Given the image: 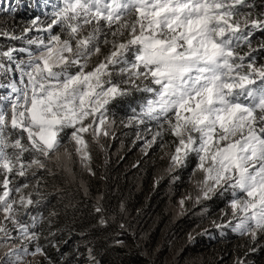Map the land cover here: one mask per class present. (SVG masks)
<instances>
[{
  "label": "snow or ice",
  "instance_id": "1",
  "mask_svg": "<svg viewBox=\"0 0 264 264\" xmlns=\"http://www.w3.org/2000/svg\"><path fill=\"white\" fill-rule=\"evenodd\" d=\"M53 7L47 28L37 30L60 26L66 39H28L39 46L35 54L27 48L0 52L8 62L17 51L29 53L27 62L15 64L19 83L0 82V233L9 221L24 239H37L30 231L36 218L32 225L17 218L34 203L22 191L28 185L13 186V177L45 168L44 160L63 145L65 129H72L81 161H89L85 134L108 136L110 105L132 90L149 94L132 119L154 121L159 129L147 147L168 132L175 145L171 165L194 156L204 174V198L229 188L242 194L230 203L238 222L216 226L253 238L264 232V65L257 66L251 47L264 19L252 17L250 0H58ZM101 44H110L108 54L88 70ZM243 46L249 51L241 54ZM12 70L0 63V80ZM37 253L39 247L31 254ZM12 256L21 259L10 250L0 264H15Z\"/></svg>",
  "mask_w": 264,
  "mask_h": 264
},
{
  "label": "clouds",
  "instance_id": "2",
  "mask_svg": "<svg viewBox=\"0 0 264 264\" xmlns=\"http://www.w3.org/2000/svg\"><path fill=\"white\" fill-rule=\"evenodd\" d=\"M57 3L58 0H3V9L7 10L0 11V52L27 48L35 54L39 46L28 44V39L45 43L52 35L66 39L67 33L60 26L51 32L37 30L47 28ZM250 3L254 6L252 17L264 19V0ZM37 17L38 24L33 28L32 20ZM12 20L19 24L12 26ZM25 28H33L27 41L3 42L2 33L15 35ZM108 39L112 40L111 35ZM262 46L264 30H254L251 47L257 49L252 53L257 66L264 65ZM109 49L110 44H101V52L91 58L88 70ZM248 51L247 46L240 49L241 54ZM14 56L13 62L0 57V63L13 69L0 82L19 83L20 72L15 64L27 62L29 53L17 51ZM148 95L132 90L110 105L109 135L94 140L90 133L85 134L89 161H81L71 140L72 129H65L63 145L44 160L45 168H32L25 177H13V186L28 185L22 191L34 203L28 214L19 209L17 218L28 225L36 218L30 231L37 234V239H24L16 225L3 221L7 232L0 233V257L14 250L21 257L19 261L11 257L15 264H264V232L257 230L253 238L233 227L216 226L229 220L233 226L238 222L230 203L242 194L234 196L229 188L210 192L204 198V174L196 170V158L191 157L180 167L171 165L175 145L170 133L164 132L151 147L146 146L145 142L159 130L156 122L137 123L132 117L133 110L138 111ZM148 171L154 172L149 194L137 202L144 188L139 181ZM85 208L94 212V229L83 218ZM75 213L80 222L75 221ZM89 238L96 244H89ZM149 240L155 246L147 248ZM37 247L42 254H31Z\"/></svg>",
  "mask_w": 264,
  "mask_h": 264
},
{
  "label": "trees",
  "instance_id": "3",
  "mask_svg": "<svg viewBox=\"0 0 264 264\" xmlns=\"http://www.w3.org/2000/svg\"><path fill=\"white\" fill-rule=\"evenodd\" d=\"M10 23L12 26H17L19 24L18 21H15V20H12ZM153 178H154V172H152V171H148L147 175L142 174V179H140L139 184L144 185V188L139 193L140 196L138 195L139 197L137 198V202L144 201L146 199L147 195L149 194L148 185L152 182ZM74 216H75V221L80 222L77 215H74ZM92 229H94V228H92ZM93 241H95V240H93L92 238L88 239L89 244L95 245L96 243H94ZM72 250L73 249H70V252Z\"/></svg>",
  "mask_w": 264,
  "mask_h": 264
},
{
  "label": "bare ground",
  "instance_id": "4",
  "mask_svg": "<svg viewBox=\"0 0 264 264\" xmlns=\"http://www.w3.org/2000/svg\"><path fill=\"white\" fill-rule=\"evenodd\" d=\"M10 9V8H9ZM4 10H7L4 9ZM82 204V198H80L76 204L78 208H80ZM76 215V213L74 214ZM83 218L85 219V222L91 226V228H95V218H94V212L90 208H85L83 211ZM95 234V233H94ZM47 241H50V239L47 238Z\"/></svg>",
  "mask_w": 264,
  "mask_h": 264
},
{
  "label": "rangeland",
  "instance_id": "5",
  "mask_svg": "<svg viewBox=\"0 0 264 264\" xmlns=\"http://www.w3.org/2000/svg\"><path fill=\"white\" fill-rule=\"evenodd\" d=\"M30 35H31V33L29 32L27 34V36H25L24 31L17 32L15 35H13V33H9V36H4L5 39H3V42L10 44L11 41L13 40V38H11V36L19 37V39H17V40H20V41H27V39L30 37ZM150 246H155V244L152 245V241L149 240L146 242V247L148 248Z\"/></svg>",
  "mask_w": 264,
  "mask_h": 264
}]
</instances>
